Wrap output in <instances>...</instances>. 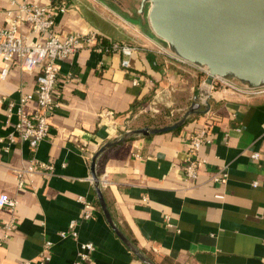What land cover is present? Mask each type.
<instances>
[{
    "label": "crops",
    "instance_id": "1",
    "mask_svg": "<svg viewBox=\"0 0 264 264\" xmlns=\"http://www.w3.org/2000/svg\"><path fill=\"white\" fill-rule=\"evenodd\" d=\"M68 1L71 7L57 15L56 29L94 30L133 45L131 67L122 66L118 52L91 49L59 61L60 103L49 117L48 136L35 150L9 136L22 92L34 93L22 109L37 108L36 73L14 61L7 75H0V195L18 201L10 237L0 244V264H42L46 240L53 245L44 264H73L85 241L96 248L83 264H147L108 222L91 174L92 157L125 131L173 123L196 95L204 109L203 90L209 94L208 111L190 115L176 130L134 134L105 149L96 161L99 186L114 223L154 264H264V92L244 93L222 81L208 86L206 72L93 0ZM11 6L10 0H0V27L7 24L5 10ZM19 33L30 41L41 37L28 22ZM11 101L15 110L9 115ZM202 126L210 141L199 151L204 162L198 178L187 181L183 159L191 133ZM253 151L260 157H252ZM32 158L53 163L54 172L34 173L20 187L17 170ZM221 167L228 177L211 181ZM81 195L98 204L95 215L81 221L77 238L61 237L60 231L81 216ZM13 214L0 206V237Z\"/></svg>",
    "mask_w": 264,
    "mask_h": 264
},
{
    "label": "water",
    "instance_id": "2",
    "mask_svg": "<svg viewBox=\"0 0 264 264\" xmlns=\"http://www.w3.org/2000/svg\"><path fill=\"white\" fill-rule=\"evenodd\" d=\"M156 45L215 79L242 89L264 88V0H97ZM195 101L175 122L161 127L142 126L104 143L93 155L91 174L103 212L126 245L147 264H154L117 227L109 212L96 174L98 156L134 134L150 135L175 129L195 113L206 112Z\"/></svg>",
    "mask_w": 264,
    "mask_h": 264
},
{
    "label": "built area",
    "instance_id": "3",
    "mask_svg": "<svg viewBox=\"0 0 264 264\" xmlns=\"http://www.w3.org/2000/svg\"><path fill=\"white\" fill-rule=\"evenodd\" d=\"M11 7L5 10L7 24L0 27V75L5 77L12 62L17 61L22 70L36 73V94L37 108L31 112H25L22 105L34 98V93L22 92L19 104L16 108L17 121L15 131L9 136L10 139L18 137L21 141L27 142L35 150L39 143L44 140L50 131V115L60 103L59 82V61L70 58L83 49H91L101 54L118 52L122 55L121 64L124 68L131 67L130 57L135 49L128 43L106 39L98 32L92 31H69L60 32L56 29L57 15L65 12L71 7L68 0H49L47 3H36L31 0H10ZM28 22L31 29L41 37L39 40L30 41L19 33L20 25ZM133 83L140 82L139 77H133ZM215 81H222L215 79ZM223 83L244 93L257 94L264 92V88L242 89L225 81ZM6 110L12 114L15 110V103L9 102ZM208 130L202 126L191 133L189 147L183 159L184 178L187 181H194L199 175V166L204 162L200 156V148L205 142H209ZM252 157L259 158V151H253ZM54 172V165L51 162L32 158L27 166L18 168L17 180L20 187H23L27 178L34 173L51 175ZM228 177L225 167L216 170L210 176L215 183H222ZM222 197V194H217ZM83 207L79 219H72L67 229L60 231L61 237L79 235L81 221L88 220L95 215L96 203L87 197L79 196ZM18 201L8 195H0V206H6L13 211L10 221L4 224L5 232L0 237V244L10 237L16 221V207ZM167 218V217H166ZM170 224V223H168ZM52 241L46 240L41 251V263L44 264L50 259ZM96 245L92 241L80 243V249L73 264H83L90 261Z\"/></svg>",
    "mask_w": 264,
    "mask_h": 264
},
{
    "label": "rangeland",
    "instance_id": "4",
    "mask_svg": "<svg viewBox=\"0 0 264 264\" xmlns=\"http://www.w3.org/2000/svg\"><path fill=\"white\" fill-rule=\"evenodd\" d=\"M94 2H95V4L96 5H98L99 7H101V8H103L105 11H108V13H110L111 15H115L112 11H110L107 7H105L103 4H101L99 1H97V0H93ZM116 17H118V18H120L119 16H117V15H115ZM121 19V21H123L124 23H126L127 24V22L126 21H124L122 18H120ZM128 25H130V27L133 29V30H135V31H137V32H139L140 33V31L135 27V26H133V25H131V24H128ZM172 122H174L175 120H171Z\"/></svg>",
    "mask_w": 264,
    "mask_h": 264
},
{
    "label": "trees",
    "instance_id": "5",
    "mask_svg": "<svg viewBox=\"0 0 264 264\" xmlns=\"http://www.w3.org/2000/svg\"><path fill=\"white\" fill-rule=\"evenodd\" d=\"M107 39V38H106ZM218 84H216V86H217ZM174 130H176V128L174 129ZM96 206L98 207V204H96Z\"/></svg>",
    "mask_w": 264,
    "mask_h": 264
}]
</instances>
